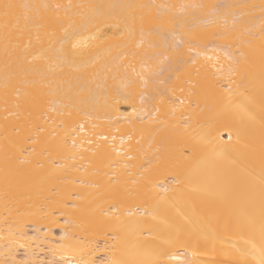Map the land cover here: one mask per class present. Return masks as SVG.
Listing matches in <instances>:
<instances>
[{
	"label": "bare ground",
	"instance_id": "1",
	"mask_svg": "<svg viewBox=\"0 0 264 264\" xmlns=\"http://www.w3.org/2000/svg\"><path fill=\"white\" fill-rule=\"evenodd\" d=\"M213 1L0 0V264H264V0Z\"/></svg>",
	"mask_w": 264,
	"mask_h": 264
},
{
	"label": "rangeland",
	"instance_id": "2",
	"mask_svg": "<svg viewBox=\"0 0 264 264\" xmlns=\"http://www.w3.org/2000/svg\"><path fill=\"white\" fill-rule=\"evenodd\" d=\"M212 1H213V0H212ZM225 1H226V0H218V1H217V0H214V1L212 2V5H211L212 7H211V6L209 7V8H211V9L208 8L209 10H207L206 13H204V12H203V13H202V12L200 13L199 11H197L198 13H196L195 10L198 8V6H196L197 8H195V10H194V11H195V12H194L195 14H194V13H193V15L191 14V15H192V18H191L190 15H189V16H190L191 20L193 19L194 21L197 20V19H199V18H201V17H202V18H203V17L205 18V16L207 15V13L214 12V11H213V10H214V7H215V8H216V7H217V8H218V7L220 8L221 6L224 5ZM213 3H214V4H213ZM239 5H241V4H239ZM202 6H203V5H202ZM235 7H236V8H235ZM262 7H263V6H262ZM262 7H259V5L255 6V7H254L255 10L253 9V11L251 12V14H253L254 16H260V14H262V13L264 12V9H262ZM200 8H201V7H200ZM239 8H241V9L239 10ZM258 8H259V9H258ZM201 9H202V8H201ZM227 9H228L227 13L229 12L227 15H229V16H233V15H234L235 17H237V16L239 17V16H240V18H244L245 16H247V15L249 14V13H247L246 10H245V9H247V8H242V6H233V5H232V6H230V8H227ZM230 9H231V10H230ZM257 9H258V10H257ZM197 10H198V9H197ZM199 10H200V9H199ZM224 10H226V8H225ZM229 10H230V11H229ZM232 10H234V11H236V12H234V11H232ZM240 11H241V12H240ZM258 11H259V12H258ZM243 12H244V13H243ZM257 12H258V13H257ZM200 14H201V15H200ZM196 15H197V16H196ZM209 15H210V14H209ZM194 16H195V17H194ZM207 16H208V15H207ZM241 16H242V17H241ZM202 18H201V19H202ZM191 20H189V21H191ZM199 20H200V19H199ZM199 20H198V21H199ZM189 23H190V22H189ZM192 23H193V22H192ZM194 23H195V22H194ZM146 24H147V23H146ZM148 24H149V23H148ZM150 25H151V24H150ZM246 25H247V23L245 24V26H246ZM145 26H146V25H145ZM148 26H149V25H148ZM149 28H150V29H149ZM155 28H156V29H155ZM175 28H176L177 31L179 30L178 27H175ZM148 29H149V30H147V27H146L145 29H143V32H144L145 30H147V31H149V35H150V32H151V30H152V32H155V33H157L158 35H160V34L163 35V34H164L165 36L168 35L169 33H171L170 31H168L169 29L164 28V27H161L160 25H156V26H155V25H151L150 27H148ZM165 29H166V30H165ZM153 30H154V31H153ZM170 30H171V29H170ZM156 31H157V32H156ZM152 32H151V33H152ZM168 32H169V33H168ZM152 34H154V33H152ZM157 34H156V35H157ZM158 35H157V36H158ZM162 35H160V36H158V37H161ZM164 35H163V36H164ZM203 35H204V34H203ZM201 36H202V35H201ZM217 37H218L217 35H215V36H209V35H208V37H206V39H204V40H205V42H206V40H207V42H206L207 44L212 45V44H216V43H217V41H218V38H217ZM165 38H166V37H165ZM165 38H164V39H165ZM203 38H204V37H203ZM207 38H208V39H207ZM233 38H234L233 40L236 41V36L233 37ZM213 39H214V40H213ZM154 40H155V39H154ZM202 40H203V39H202ZM202 40H201V42H200L199 40H198V41L195 40V42H192L191 45L194 43L192 46H197V47L200 46V47H201V46H203L204 44H206V43L204 42V40H203V42H202ZM155 42H156V43H154V42L152 43L153 45L151 44V47H152L153 50H154V49L157 50V52L154 50L155 53L152 54L150 51H145L146 53H145V52L142 53L143 55H144V53H145V55H146V56L144 55V57L146 58L145 61H144L143 58L138 59V60H139V61L141 60V62H142V60H143V62H148L147 57H149V59L151 58L149 62H151V60L153 61L154 59L158 60V61H156V64H155V66H154V69L157 68V71H156V74H155V75L161 78V77L165 76L166 74H169V71H168V72L165 71V69L168 70V69L165 68V67H166V65H170L174 60H173V59H170V56H169V54H170V49H169V46H167L168 44L166 45L167 47H165V46H161V45H159L157 41H155ZM198 42H199V43H198ZM223 42H224L223 44L225 45L226 48H227V47L229 48V47L232 46V44H233L231 41L229 42L228 40L223 41ZM228 44H229V45H228ZM156 45H157V46H156ZM154 46H155V47H154ZM149 47H150V46H149ZM149 47H148V48H149ZM159 47H160V48H159ZM166 48H167L168 50H167ZM158 49H160L161 51L158 50ZM146 50H147V49H146ZM166 50H167V51H166ZM159 51H160V52H159ZM147 52H149V53H147ZM162 52H163V54H161ZM164 52H166V53H164ZM150 53H151L152 55H151ZM167 53H168V54H167ZM147 54H148V56H147ZM149 54H150L151 56H150ZM157 54H158V55H157ZM124 55H125V56H124ZM124 55H123V56H120L122 62H120L119 59H118V61H117L118 63H115V64L119 65V67H120L121 70H122L121 72L125 74V73H126L125 70H126L127 68H129V67L135 65L136 62H137V60H135V59L133 60V59H132V58H133L132 56H131L130 59H129V57L127 56V53L124 54ZM143 55H142V56H143ZM155 55H156V56H155ZM129 56H130V55H129ZM142 56H141V57H142ZM158 56H159V57H158ZM180 56H181V55H180ZM122 57H123V58H122ZM157 57H158V58H157ZM124 58H126L125 61H124ZM127 58H128V59H127ZM131 59H132V60H131ZM180 59H181V57H180V58L178 57V60H177V61L175 60V61H176L175 64H176V63H177V64H181V62H179ZM126 60H127V61H126ZM171 61H172V62H171ZM121 63H122V64H121ZM173 63H174V62H173ZM115 64H113V66H114V67H117V65H115ZM131 64H132V65H131ZM147 64H148V63H147ZM177 64H176V65H177ZM123 65H124V66H123ZM152 65H154V64H152ZM152 65H150L151 67H149V68H152V67H153ZM113 66H111V67H113ZM159 66H160V67H159ZM111 67H108L107 71H108L109 69L111 70ZM122 67H123V68H122ZM120 68H119V69H120ZM158 68H159V69H158ZM119 69H118V70H119ZM124 69H125V70H124ZM178 69H179V67H178L177 70H176L177 72H178L179 70H181V69H179V70H178ZM127 70H128V69H127ZM169 70H170V69H169ZM124 71H125V72H124ZM164 71H165V72H164ZM108 72L110 73L111 71H108ZM112 72H113V71H112ZM112 72H111V73H112ZM116 72L118 73V72H120V71H116ZM116 72H114V73H116ZM163 72L166 73V74H163ZM122 73H121V74H122ZM178 73L181 74L180 72H178ZM124 74H123V76H124ZM161 74H163V75L161 76ZM125 75H126V74H125ZM110 76H112L111 79L113 80V77H114V76L118 77L119 75L116 74V75L113 76V74H112V75H110ZM121 76H122V75H121ZM121 76H120V77H121ZM123 76H122V77H123ZM156 76H155V77H156ZM115 79H116V78H114V81H115ZM118 79H119V78H118ZM158 79H159V78H158ZM118 81H119V80H118ZM156 81H157L159 84L157 85V87L155 88V90L152 89L151 94H153V91H154V92H155L154 95H156V96H157V95H158V96H161V95H167L168 92L166 93V91H165V89H164V87H163V83H164V82H163V81H160V80H159V81L156 80ZM156 81H155V82H156ZM159 87H160V88H159ZM141 88H142V89H141L142 91L147 90L146 87H143V86H142ZM158 88H159V89H158ZM156 90H157V91H156ZM161 92H162V93H161ZM159 93H160V95H159ZM140 94H141V93H140ZM147 94H148V93L144 94L143 96H145V95L148 96L149 94H148V95H147ZM128 103H129V102H127L126 105H124V104H121V105H120V106H121V109H120V110H121L123 113H128V112H130V109H131V108H130V107H131L130 105H131V104L129 105ZM128 109H129V110H128ZM224 135H225V137L227 136L226 134H224ZM169 180H171V179H169ZM29 226H31V225H28V226H27L28 231L31 232V233L34 232V231H33L34 229L31 230V229H30L31 227L29 228ZM53 231H54V233H53L54 237H55V238H59L61 230L56 228V229H54ZM102 243H103V242L99 241V242L96 243V246H97V247H98V246L100 247V246L102 245ZM43 251H44V252H43ZM43 251H41V253L39 252L40 254L36 253V254H37V261H38V260H39V261H42V260H43V261H42L43 264H48L50 261H52V260L55 261V260H56V259H54V258L50 259V258L52 257V255H51V253H50V251H49L48 249H44ZM21 252H22L21 250H19V251L17 252V256H18L19 258H22V257L24 256L23 253H21ZM40 258H43V259L41 260ZM49 260H50V261H49ZM56 264H59V263H56Z\"/></svg>",
	"mask_w": 264,
	"mask_h": 264
}]
</instances>
